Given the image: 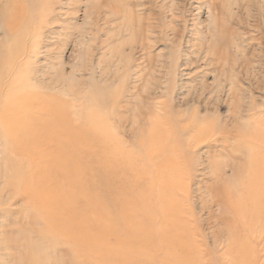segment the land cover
I'll list each match as a JSON object with an SVG mask.
<instances>
[{"label":"rangeland","instance_id":"374dc122","mask_svg":"<svg viewBox=\"0 0 264 264\" xmlns=\"http://www.w3.org/2000/svg\"><path fill=\"white\" fill-rule=\"evenodd\" d=\"M41 2L42 0L38 8L27 5L25 2L26 12L24 13L29 15L26 19L25 15L20 16L14 9L5 5L4 0H0V74L8 75L5 79L6 86L11 87L13 84V87L20 92L17 96L8 97L5 102L10 107L17 101H21L24 105L19 114L17 112L21 121L16 119L17 116H14L15 113L11 110L0 121V126L5 127L6 125L10 128L0 127V264H62L61 258H57L60 251L66 250L64 247L66 243L71 247L74 245L70 237L67 236L68 239H65L60 233L51 234L52 241L41 242L38 238V230L34 229L33 225L23 221V218L16 220L18 213L26 214V203L20 201L10 205L9 190L5 191L1 187L5 180L10 183L14 182V192L18 193L20 178L26 179L35 173L42 186L45 185L44 189L47 188L44 192L52 193V196L48 195L50 201L59 200L57 205H53L57 209L54 217H56L57 224H64L63 226L67 227L66 235L71 238L76 235L80 236L83 232L81 226L84 223L91 227L98 226L99 230L95 231L93 238L99 239L100 234L106 236L107 246L99 244L101 253L94 256L95 253L91 252L92 258L99 260L98 264H120L111 259L110 252L106 254L103 248L110 249L108 246L117 242L116 238L111 237L110 234L117 230L121 231V227H125L123 222L127 223L130 215H134L140 221L139 225L145 228L144 231L146 227L153 232L157 230L158 222L154 221L150 224L144 211L139 212L137 208L138 205L142 209L154 204L153 208L157 209L156 199L159 189L154 179L157 174L156 167L147 163V153L144 148H140V139L146 135L135 136L139 133L141 125L143 126L138 113H145L146 106H150L156 114L162 112L174 115V112L180 111L178 115L182 121L181 124L187 123L189 118H195L198 122L197 127L211 132V136L207 138H205L206 134L202 132L199 134L201 141L196 145L194 155L192 152L181 150L184 145L177 142L175 143L177 154H174V151L166 153L167 157L172 160L179 159L181 153L185 154H181L183 157L180 170L184 175V183L188 186L186 189L189 197L187 196L188 199H186V195L178 193L180 187H177L178 191L172 195L167 193L164 196L167 200L175 199L179 203L180 200L183 201L190 212L188 217L190 214L195 219L191 220L192 223L189 222L191 223L190 229H194L193 237L199 242L202 236L207 237V244L210 246L209 237L212 224L209 221V209L201 207L202 199L206 204L211 201L203 185L210 183L213 178L212 173L218 174L225 164L231 163L227 160L226 151L235 150L237 144L241 147L239 151L236 150L234 156L240 160L248 154H256L257 151L260 154L257 158L260 159L262 154L264 155V0H49V4ZM98 5L99 12L94 10ZM43 9L45 12L40 15L39 11ZM90 12L92 13L88 14ZM138 24L142 27L143 33L137 39L131 30V25L135 27ZM141 39L142 42H140ZM245 56L250 58L253 64L247 76L240 64L241 58ZM232 63H237V65ZM1 102L5 104L4 99H1ZM26 104L33 108V112L27 110ZM50 107H55L54 112L46 111L41 114V110H38V108L50 110L48 109ZM61 111L64 115H60ZM44 114L46 115L43 116ZM123 115H125L124 118ZM67 117L70 119L68 120ZM154 117L150 116V118ZM15 124L20 126H15ZM30 124L31 127H29ZM35 124L43 127L41 131L38 127L42 135L35 133L32 129L36 126ZM134 126L137 132L135 134L128 131ZM27 129H30L32 134ZM73 132L74 134H71ZM105 133L111 134L108 141L104 140L107 139ZM173 133L184 137V142L190 135L197 134L193 130L181 132V129H174ZM35 134L38 136H34ZM175 135L174 140L177 141ZM56 136L64 139H59L58 142ZM29 137H33V143ZM43 139L50 143L47 144ZM103 140L110 145H105ZM97 141H101L100 145ZM36 143L39 144L36 145ZM145 143L144 147L147 146V142ZM26 145L31 147L28 149ZM39 145L44 148L40 149L41 146L38 148ZM58 145L62 148L58 149ZM96 145L98 146L93 147ZM49 149H53L52 152ZM63 149L67 151L69 159L73 158L72 160L67 159L70 162L61 164V168L58 165L60 163L58 157H61V154L63 157L67 155L65 151L63 153ZM90 150H92L91 153ZM71 151L74 152L73 156L69 153ZM41 153L43 154L39 158ZM48 153L52 154L47 155ZM99 153L101 154L98 155ZM129 155H132L131 159ZM209 156L212 157L211 169L208 168L207 163ZM98 158H100L99 161ZM107 161L108 164L110 163L109 166L113 167L112 169H118L117 171L112 170V172H117V175H113L111 170L100 166L101 162ZM236 163L239 165L238 160ZM63 167H66L65 171ZM71 168H73L72 171ZM83 168L86 170H81ZM178 168L177 166L173 168L174 177L170 178L176 180L178 176L176 173H179ZM41 172L47 173L44 176ZM224 172L231 181L236 177L228 167L224 168ZM57 174H59L58 177ZM60 176L63 177V181ZM64 176L67 177L64 179ZM113 178L114 181L110 182L109 180ZM104 180L106 181L103 182ZM151 181L153 185L149 184ZM121 193L124 194L120 195ZM133 193L136 194L134 199L131 197ZM59 195H62V198ZM134 200L136 206L133 204ZM5 209L12 215H5ZM213 209L217 210L216 207ZM152 216L153 214L151 218ZM146 221L148 225L145 224ZM257 222L256 219L253 229L259 235L260 228ZM108 225L111 226L107 227ZM104 229H107V233ZM261 236L264 237V235ZM57 243L58 245H55ZM144 243L143 249L148 248V250L143 251L142 255L139 254L137 259H143L142 263L161 264L157 256L163 251L158 248L157 240L153 245L155 249L150 244ZM39 245L41 246L38 247ZM223 245H226V241ZM26 255L34 257L33 261L27 263L24 259Z\"/></svg>","mask_w":264,"mask_h":264},{"label":"bare ground","instance_id":"6f19581e","mask_svg":"<svg viewBox=\"0 0 264 264\" xmlns=\"http://www.w3.org/2000/svg\"><path fill=\"white\" fill-rule=\"evenodd\" d=\"M5 1V5H8L9 7H11L12 9H14L16 12H18L20 14V16L23 17V15L26 16L27 19V14L24 13L25 9V2L28 4H30V6L32 7H37L40 4V0H4ZM44 4H49V0H42L41 3ZM38 8V7H37ZM37 8L36 11H37ZM95 11L99 10V5L94 9ZM26 12V11H25ZM45 12V9H43L42 11H39L40 15ZM99 12V11H98ZM92 12L88 13L91 14ZM94 13V11H93ZM99 14V13H98ZM11 15H13L11 13ZM15 15V14H14ZM18 15V14H17ZM87 15V14H86ZM19 17V15H18ZM25 18V17H24ZM16 25V24H14ZM46 27V26H45ZM150 30V27L148 28ZM131 30L133 32V34L135 35V38L138 39V37L140 35H142L143 31H142V27L138 25H135V27L133 25H131ZM230 32V31H229ZM231 34V33H230ZM263 36V35H262ZM144 41V40H143ZM142 42V39L141 41ZM141 44V43H140ZM233 44V43H232ZM137 46V45H136ZM230 46V45H229ZM234 46V45H233ZM240 46V45H239ZM236 47V46H235ZM231 49V48H230ZM238 50V49H237ZM238 53V52H237ZM254 55V54H253ZM1 60V59H0ZM242 60V61H241ZM240 60V64L241 67L243 69V72L245 73V75L247 76V74L250 71V68H253V64L252 61L250 60V58H247L246 56L241 58ZM231 64V63H230ZM235 66L237 65V63H232ZM1 66V65H0ZM8 69V68H7ZM239 70V69H238ZM7 71V70H6ZM232 71V70H231ZM28 72V70H27ZM26 73V72H25ZM14 74V73H13ZM16 74V73H15ZM18 74V73H17ZM28 74V73H27ZM7 74H0V121L2 120V118L8 113V111H12L15 113L14 116H17V112L19 114L20 109H22L24 107L23 103H21V101H15L14 105L12 107H10L8 104H6V100L9 98H11L14 95H18L20 94V92L18 90H16V88L12 86H6V81L5 79L7 78ZM10 77V76H9ZM27 77V75H26ZM63 77V76H62ZM29 78V77H28ZM13 79V78H12ZM56 80V79H55ZM12 81V80H11ZM54 81V80H53ZM58 81V80H57ZM52 82V81H51ZM155 82V81H154ZM157 82V81H156ZM31 83V82H30ZM34 83V82H33ZM57 82H55L56 84ZM20 84V83H19ZM24 84V83H23ZM48 84V83H47ZM54 84V83H53ZM158 84V83H157ZM155 84V85H157ZM22 85V84H20ZM25 85V84H24ZM32 85V84H30ZM29 85V88H30ZM28 86V85H27ZM54 86V85H53ZM7 87V88H5ZM32 87V86H31ZM18 88V87H17ZM21 88V87H20ZM27 88V87H26ZM56 88V87H55ZM28 89V88H27ZM21 90V89H20ZM24 91V90H23ZM31 92V91H30ZM33 93V92H32ZM37 93V92H35ZM30 95V94H28ZM36 96V95H35ZM54 96V95H53ZM136 96H140V95H136ZM44 97V96H43ZM6 98V99H5ZM49 98V97H48ZM59 98V97H58ZM61 98V97H60ZM139 98V97H138ZM1 99H4V102H1ZM22 100V99H21ZM28 102V101H27ZM39 102V101H38ZM26 103V102H25ZM63 103V102H62ZM146 103V101H145ZM34 104V103H33ZM65 104V103H64ZM69 104V103H68ZM68 104H66V106H68ZM32 105V103L30 104ZM51 105V104H50ZM71 105V104H70ZM35 106V104L33 105V107ZM44 106V105H43ZM122 106V105H120ZM39 107V106H38ZM45 107V106H44ZM77 107V106H76ZM80 107V106H79ZM124 107V106H122ZM26 108L27 110H29V112H33V108L27 106L26 104ZM43 108V107H42ZM42 108H38V110H41V114H43L46 111H53L54 112V108L50 107L48 109L50 110H45ZM53 108V109H52ZM81 108V107H80ZM64 109V108H63ZM36 110V109H35ZM77 110V109H76ZM60 111V110H59ZM68 111V110H67ZM79 111V109H78ZM27 112V111H26ZM37 112V110H36ZM66 112V111H65ZM166 112V110L164 111ZM179 112H174V115H167V113H159L156 114L155 111L150 107V106H146V111L145 113L143 112H139L138 113V117L139 120L143 123V126L141 125V128L139 129V133H137L134 129L136 126L134 127H130V129L128 130L129 132L135 134V136L137 135H141V134H145L146 136H144L143 138L140 139V148H144L145 152L147 153L146 155L147 157V163H151L152 166L156 167V184L159 185V189H158V196H157V209L153 208V205L148 207H144L142 209H140V207L137 206L139 212L144 211L143 213L146 214L147 216V220H149L150 224H152L154 221L158 222V227L157 230L155 232L149 230L146 227V230L144 231V227L142 225H139L140 221H138V219H136L133 216L130 215V219L126 222H123V225L125 224V227H121L122 230L119 231L117 230L115 233L110 234V236L116 238L117 242L108 246V248H103L104 250H106V254L109 253L111 254L110 258L113 259L116 263H120V264H135L136 262H139V264H147V263H142L143 259H137L139 258V254L142 255V252L145 251L143 249V241H145V243H147V245L150 244V246L154 245V241L157 240L158 242V248L160 250L163 251V253L159 256H157V259L160 260L161 264H264V237L261 235H264V155L262 154V156L259 158H257V156H259V152L257 150H255L256 154H248V156L243 157L241 160L238 159V157H235L234 155L236 154V150L239 151V148L241 147V145L239 146V144L236 145L235 150L231 149L230 151H226V156H227V160L230 161L231 163L228 165H224L223 168L220 170V172L218 174H213L212 173V179L210 181L209 184H205L203 185L205 187V193L208 194L209 200L211 201L209 204L204 203V200L202 199V209L203 208H208L209 209V221L210 224H212V229L210 230V239H211V245L209 246L208 241H207V237L202 236L200 242L197 240L196 238L193 237V233H194V229H190L191 226V220L194 221L195 219L193 217H191L192 215L189 214L188 217V213H190L187 210V206L185 207V204L183 203V201L180 200L179 202H176L175 199H165L164 196L169 193V195H172L173 193H175V191L177 192L179 188L178 193H182V195H186V199H188V190L186 189L188 186L186 183H184L185 180H183V173L181 172V167L180 165L182 164V157L181 153L180 154V158L177 160H172L169 159L166 155L167 152L170 151H174V154L176 153V146L175 143L177 142L178 144H182L184 146H182L183 151L185 152H192L193 155L196 153L195 149H196V145L201 141V138L199 137L200 133H204L205 138L211 136V132L210 131H206L205 129H203L202 127H197L196 123L197 120L195 118H189V120L187 121V123L181 124L182 121L179 119ZM40 114V112H38ZM50 113V112H49ZM47 114V113H46ZM46 114H44L43 116H45ZM23 116H25L24 114H22ZM34 116L38 115V114H33ZM32 115V116H33ZM60 115H64L63 111H61ZM69 114H67L68 116ZM149 115V117H148ZM54 116V115H53ZM66 116V115H65ZM125 115H123L124 118ZM150 116H155L154 118H150ZM28 117V116H27ZM42 117V115H41ZM82 117V116H81ZM232 117V116H231ZM15 118V117H14ZM44 118V117H43ZM86 118V117H85ZM84 118V119H85ZM121 118V117H118ZM9 119V118H8ZM18 121L20 119V116L17 118ZM22 119V118H21ZM25 120V118H23ZM32 119V117H31ZM67 119L69 120L70 118L67 117ZM129 119V118H128ZM23 120V121H24ZM34 120V119H33ZM39 120V118H38ZM26 121V120H25ZM42 121V120H40ZM39 121V122H40ZM49 121V120H48ZM67 121V120H66ZM92 121V120H91ZM119 121V120H118ZM124 121V120H123ZM127 121V120H126ZM17 122V121H16ZM27 122V121H26ZM31 122V121H30ZM35 122V121H34ZM44 122V121H42ZM46 122V121H45ZM71 122V120H70ZM81 122V121H80ZM125 122V121H124ZM137 122V121H136ZM3 123V122H2ZM20 123V122H19ZM78 123V122H77ZM86 123V122H85ZM29 124V123H28ZM33 125V123H31ZM31 124L29 127H31ZM73 124V123H70ZM76 124V123H75ZM74 124V126H75ZM79 124V123H78ZM19 125V124H17ZM15 124V126H17ZM35 127H32L33 130H35V133L40 134L41 131V127L38 124H35ZM135 125V122H134ZM13 126V125H12ZM10 126V127H12ZM13 126V127H15ZM20 126V125H19ZM67 126V125H66ZM69 126V124H68ZM77 126V124H76ZM81 126V125H80ZM121 126V125H120ZM138 126V125H137ZM2 129L6 128V129H10L8 126L5 125V127L0 126ZM27 126V128H29ZM38 127L40 128V131L38 129ZM48 127V126H47ZM51 127V126H50ZM54 126H52L53 128ZM63 127V126H61ZM70 127V126H69ZM83 127V126H82ZM99 127V126H98ZM17 128V127H16ZM65 128V127H64ZM91 128V127H90ZM97 128V127H96ZM21 129V128H20ZM25 129V128H24ZM31 129V130H32ZM37 129V130H36ZM58 129V127H57ZM62 129V128H60ZM71 129V128H70ZM74 129V128H73ZM81 129V128H80ZM85 129V128H84ZM99 129V128H98ZM124 128H122L123 130ZM174 129H181V132L184 130L185 132L187 131H192L196 134V135H190V137L188 138V140H185L184 142V137H179L178 134L175 135V133H173ZM15 130V128H14ZM28 130V129H27ZM55 130V129H54ZM68 130V129H67ZM78 129H76L77 131ZM87 130H88V125H87ZM148 130V131H147ZM10 131V130H9ZM12 131V130H11ZM30 131V129L28 130ZM51 131V130H49ZM74 131V130H72ZM89 131V130H88ZM92 131V130H91ZM105 131V130H104ZM127 131V132H128ZM231 131V130H230ZM229 131V132H230ZM13 132V131H12ZM46 132V131H45ZM44 132V133H45ZM59 132V131H58ZM57 132V133H58ZM68 131H66L67 133ZM80 132V131H79ZM94 132V131H93ZM92 132V133H93ZM125 132V131H124ZM9 133V132H8ZM15 133V131L13 132ZM12 133V134H13ZM43 133V130H42ZM70 133V132H69ZM95 133V132H94ZM102 133V132H101ZM100 133V136H101ZM104 133V132H103ZM201 133V134H202ZM30 134L31 131H30ZM50 134V132H49ZM47 134V135H49ZM61 134V133H60ZM71 134H74L71 133ZM82 134V132H81ZM107 133H105V136L107 139H104L106 141L109 140V135L107 137L106 135ZM14 135V134H13ZM16 135V134H15ZM29 135V134H28ZM42 135V134H40ZM51 135V134H50ZM54 135V134H53ZM59 135V134H57ZM70 135V134H69ZM96 136V134H94ZM93 135V136H94ZM174 135L176 136V140H174ZM8 136V135H7ZM36 136V134L34 135ZM38 136V135H37ZM36 136V137H37ZM61 136V135H59ZM59 136L57 137L58 142L59 139L61 140L62 138H59ZM94 136V137H95ZM134 136V137H135ZM45 137H47L45 135ZM52 137V136H51ZM50 137V138H51ZM84 137V135H83ZM86 137V136H85ZM104 137V135H103ZM228 137V136H227ZM11 138V137H10ZM9 138V139H10ZM14 138V136H13ZM27 137H25L26 139ZM31 137H29L30 139ZM33 138V137H32ZM32 143H33V139ZM50 138L48 140H50ZM74 138V137H71ZM82 138V137H80ZM79 138V140H80ZM138 138V137H137ZM15 139V138H14ZM13 139V140H14ZM39 139V138H37ZM64 139V138H63ZM62 139V140H63ZM78 139V138H77ZM85 139V138H83ZM89 139V138H88ZM96 139V138H95ZM98 139V137H97ZM112 139V138H111ZM36 140V139H35ZM34 140V141H35ZM46 140V138H45ZM43 139V141H45ZM75 140V139H74ZM73 140V141H74ZM100 140V139H98ZM103 140V141H104ZM115 140L117 141V139L115 138ZM204 140V139H203ZM39 141V140H37ZM52 141V139H51ZM55 141V140H54ZM65 141V140H64ZM84 141V140H83ZM106 141H104L106 143ZM114 141V140H113ZM225 141V140H224ZM31 142V141H30ZM41 142V139H40ZM39 142V143H40ZM46 142V141H45ZM57 142V141H55ZM61 142V141H60ZM67 142V141H66ZM82 142V141H80ZM79 142V143H80ZM88 142V140H87ZM92 142V141H91ZM98 142V141H97ZM101 142V141H100ZM100 142L99 145H100ZM103 142V143H104ZM119 142V141H118ZM145 142H147V146H145ZM174 142V143H173ZM29 143V142H28ZM39 143H36V145H38ZM43 143V142H42ZM47 143V142H46ZM50 143V142H49ZM47 143V144H49ZM74 143V142H73ZM71 143V145L73 144ZM76 143V142H75ZM74 143V144H75ZM78 143V144H79ZM90 143V142H89ZM110 143V142H109ZM112 143V141H111ZM137 143V142H136ZM226 143V142H225ZM73 144V146H75ZM82 144V143H81ZM79 144V145H81ZM92 144V143H91ZM108 143H106L105 145H107ZM35 145V146H36ZM42 146L44 145L41 144ZM39 145L38 148L41 146ZM63 145V144H61ZM61 145H58V149L62 148ZM69 145V144H68ZM69 145V146H71ZM78 145V146H79ZM102 145V143H101ZM104 145V146H105ZM110 145V144H108ZM27 146V145H26ZM40 147L44 148V147ZM72 146V147H73ZM88 146V143H87ZM86 146V147H87ZM90 146V145H89ZM93 146V147H97ZM103 146V147H104ZM28 147V146H27ZM29 147H31L29 145ZM28 147V149H29ZM54 147V146H53ZM52 147V148H53ZM76 147V146H75ZM84 147V144H83ZM85 147V148H86ZM91 147V146H90ZM89 147V148H90ZM108 147V146H107ZM112 147V146H111ZM115 147V145H114ZM113 147V148H114ZM56 148V146L54 147ZM65 148V147H63ZM70 148V147H68ZM80 148V146H79ZM88 148V147H87ZM86 148V149H87ZM99 148V147H98ZM101 148V146H100ZM210 148V147H209ZM34 149V148H33ZM39 149V150H40ZM48 149V148H47ZM91 149V148H90ZM106 149V147L104 148ZM109 149V148H108ZM111 149V148H110ZM120 149V148H118ZM117 149V150H118ZM223 149L225 151V146L223 145ZM35 150V149H34ZM50 150V149H49ZM53 150V149H52ZM52 150H50L52 152ZM82 150V149H80ZM79 150V151H80ZM115 150V149H112ZM32 151V150H31ZM43 151V149H42ZM60 151V150H59ZM64 149H63V153H64ZM74 151V149L72 150ZM69 152L72 154V156L74 155L73 153ZM92 150H90L91 153ZM94 151V150H93ZM102 151V150H101ZM100 151V152H101ZM109 151V150H108ZM111 151V150H110ZM40 152V151H39ZM45 152V151H44ZM47 152V151H46ZM67 153V151H65ZM103 152V151H102ZM121 152V151H120ZM119 152V153H120ZM130 152V151H129ZM212 152V151H211ZM55 153V152H54ZM84 153V151H83ZM89 153V151H88ZM97 153V152H96ZM105 153V152H104ZM109 153V152H108ZM107 153V154H108ZM128 153V152H127ZM133 153V152H132ZM16 154V152H15ZM43 153H41V155L39 156V158L42 156ZM46 154V153H45ZM52 154V153H50ZM49 153L47 155H50ZM70 154V155H71ZM81 154V153H80ZM85 154V153H84ZM101 153H99L98 155H100ZM103 154V153H102ZM110 154V153H109ZM114 154V152H113ZM124 154V153H122ZM121 154V156H122ZM67 155H65V157L62 156L58 157L60 163H58V165L61 166V164L64 165V163L68 164L70 161L68 160H72V158L69 159V155L67 157ZM82 155V154H81ZM104 155V154H103ZM112 155V154H111ZM120 155V154H119ZM133 155V154H132ZM131 155V156H132ZM185 155V154H184ZM20 156V155H19ZM28 156V155H26ZM83 156V155H82ZM93 156V155H92ZM91 156V157H92ZM95 156H97V154H95ZM109 156V155H108ZM116 156V155H115ZM128 156V155H125ZM129 155V158L131 157ZM156 156V157H155ZM31 157V156H30ZM51 157H54V155H51ZM79 157V156H78ZM107 157V156H106ZM117 157V156H116ZM137 157V156H136ZM161 157V159L159 158ZM164 157V158H162ZM177 157V156H176ZM75 158V157H74ZM77 158V157H76ZM84 158V157H83ZM94 158V157H93ZM102 158V157H101ZM135 158V157H134ZM211 156L208 157L207 159V163H208V168L211 169L212 166V161H211ZM33 159V157H32ZM48 159V158H47ZM46 159V161H48ZM53 159V158H51ZM68 159V160H67ZM80 159V158H79ZM78 159V160H79ZM90 161V158H88ZM100 158H98L97 160L99 161ZM106 159V158H105ZM110 159V158H109ZM112 159V158H111ZM114 159V158H113ZM126 159V158H124ZM128 159V158H127ZM131 159V158H130ZM141 160V158H139ZM28 160V159H27ZM42 160V159H41ZM45 160V158H44ZM84 160V159H82ZM81 160V161H82ZM86 160V158H85ZM123 160V159H122ZM134 160V159H133ZM138 160V162L140 161ZM158 160V161H157ZM234 160V161H233ZM236 160H238L239 165H236ZM22 161V160H21ZM32 161V160H31ZM43 161V160H42ZM41 161V162H42ZM53 161V160H52ZM68 161V163H67ZM97 161V162H98ZM101 161V160H100ZM109 161V160H108ZM108 161L105 163H100V166L104 169H109L111 170L110 172L113 175H117V172H112V170H116V169H112L113 167L109 166ZM111 161V160H110ZM117 164H118V159L116 160ZM115 161V162H116ZM126 161V160H125ZM130 161V160H129ZM132 161V160H131ZM185 161V160H184ZM183 161V162H184ZM241 161V162H240ZM26 162V161H25ZM35 162V161H34ZM38 162V161H37ZM44 162V161H43ZM50 162V161H49ZM57 162V161H54ZM71 162H75V161H71ZM80 162V161H78ZM112 162V161H111ZM122 161H120L121 163ZM17 163V162H16ZM77 163V162H75ZM74 163V164H75ZM137 163V162H136ZM136 163L134 165H136ZM142 163V162H141ZM203 163V162H202ZM229 163V162H227ZM28 164V163H27ZM36 164V163H35ZM42 164V163H41ZM47 164V163H46ZM45 164V165H46ZM49 164V163H48ZM79 164V163H78ZM77 164V165H78ZM89 164V163H88ZM94 164V163H93ZM115 164V163H114ZM125 164V163H124ZM129 164V163H128ZM127 164V165H128ZM76 165V164H75ZM80 165V164H79ZM78 165V166H79ZM86 165V164H85ZM84 165V166H85ZM96 165V164H95ZM98 165V164H97ZM96 165V166H97ZM132 165V164H131ZM138 165V164H137ZM187 165V164H185ZM47 166V165H46ZM73 166V165H71ZM91 166V165H90ZM89 166V169H90ZM118 166V165H117ZM121 166V165H120ZM139 166V165H138ZM179 167L178 174L176 180L170 178V177H174V171L173 168L175 167ZM42 167V166H41ZM44 167V166H43ZM49 167V166H47ZM51 167V166H50ZM67 167V166H66ZM66 167H63L65 169H63L64 171L66 170ZM81 167V165H80ZM79 167V168H80ZM92 167V166H91ZM136 167V166H135ZM151 167V166H150ZM229 168V170L232 172V174H235V178L231 179L225 175L224 172V168ZM40 168V167H39ZM62 168V166H61ZM88 168V166L86 167V169ZM131 168V167H130ZM129 168V169H130ZM27 169V168H25ZM49 170V168H47ZM52 169V167L50 168V170ZM59 169V168H58ZM73 168H71L70 170L72 171ZM85 168L81 169L84 170ZM85 169V170H86ZM92 169V168H91ZM103 169V170H104ZM125 169V168H123ZM133 169V168H132ZM136 169V168H135ZM134 169V170H135ZM177 169V168H176ZM35 170V168L33 169ZM31 170L32 172H35ZM56 170V169H55ZM118 170V169H117ZM116 170V171H117ZM121 170V169H120ZM128 170V169H125ZM37 171V168H36ZM57 171V170H56ZM80 171V170H78ZM148 171V170H147ZM153 171V170H152ZM40 172V171H38ZM59 172V171H58ZM63 172V171H62ZM67 172V171H66ZM69 172V171H68ZM67 172V173H68ZM81 172V171H80ZM83 172V171H82ZM102 172V171H101ZM107 172V171H106ZM122 172V170H121ZM121 172L119 174H121ZM130 172V170H129ZM138 171L136 170V173ZM154 172V171H153ZM42 173V172H41ZM47 172L42 173L43 175L46 174ZM83 173L86 174V172L84 171ZM90 173V172H89ZM104 173V171H103ZM128 172L126 171V174ZM189 173V172H186ZM51 174V172H50ZM49 174V175H50ZM60 174V173H59ZM59 174H57V177L59 176ZM78 174V173H77ZM153 174V173H152ZM167 174V176H166ZM35 175H37V173H35ZM33 175L32 177L29 178H23L19 180V188H18V193L14 192V187L15 184L14 182L10 183L7 180H5V183L2 185L1 189L9 190L8 192V196H9V204L12 205L16 202H24L26 203V208H25V212L26 214L23 213V215H21V213H18L17 215V219L23 218V221L29 222V224L34 226V229L38 230V238L42 241H52L50 239V235L53 234L55 235L60 233V235H64L65 239H68V237H70V241L73 242V246H68L67 243L64 246L66 248V250L60 251V254L57 258H61V262L62 264H98L99 260L97 259H93L91 256V252L95 253L94 256L96 254H98L99 251V244L105 245V241H107L106 236H104V234H100V238H93L95 235V231H98V226H88L86 224H80L81 229H82V234L80 236H74L71 238V236L66 235V230L67 227H64V224H57L56 221V217H54V212L55 210H57L56 208L53 207V205H57V202H55L57 199H54L55 201H53V199L50 201V198L48 197V195L46 192H44L46 189H44L45 185L42 186L41 181H39V178L37 176ZM41 175V174H40ZM43 175L41 176L43 178ZM49 175L47 176V178L49 177ZM53 175V173H52ZM61 175V174H60ZM111 175V174H110ZM112 175V176H113ZM138 175V173H137ZM45 176V175H44ZM63 176V174H62ZM60 176V177H62ZM80 176V175H79ZM86 176V175H85ZM108 176V175H106ZM133 176V175H132ZM215 176V177H214ZM40 177V178H41ZM51 177V175H50ZM55 177V176H54ZM53 177V178H54ZM56 177V178H57ZM67 176H64V179ZM101 177V176H100ZM45 178V177H44ZM76 178V177H75ZM109 178V176H108ZM107 178V179H108ZM5 179V178H4ZM46 179V178H45ZM63 181V177L61 178ZM106 179V178H105ZM78 180V179H77ZM76 180V181H77ZM80 180V179H79ZM86 180V179H85ZM97 180V179H96ZM103 180V179H102ZM115 180L117 181V179L115 178ZM153 180V179H152ZM68 181L69 178H68ZM106 180H104L103 182H105ZM110 182L114 181V178L112 180H109ZM155 181H153L155 183ZM47 182V181H46ZM49 183L52 181H48ZM72 182V181H71ZM81 182V180H80ZM94 182V181H92ZM62 184V182H60ZM108 183V181H107ZM18 184V183H17ZM48 184V183H47ZM54 184V183H53ZM91 184V183H90ZM145 184V182H144ZM143 184V185H144ZM152 184V181L151 183ZM69 185V184H66ZM153 185V184H152ZM151 185V186H152ZM88 186V185H86ZM85 186V187H86ZM91 186V185H90ZM100 186V184H99ZM106 186V185H105ZM156 186V185H155ZM186 186V187H185ZM21 187V188H20ZM49 187V186H48ZM53 186H51L52 188ZM56 187V185H55ZM65 187V186H64ZM92 187V186H91ZM102 187V186H101ZM185 187V188H184ZM58 188H59V184H58ZM74 188V187H73ZM103 188V187H102ZM153 188V187H151ZM16 189V188H15ZM75 189V188H74ZM73 189V190H74ZM83 189V188H82ZM89 189V188H88ZM201 189V188H200ZM3 190V191H4ZM51 190V189H50ZM55 190V189H54ZM102 190V189H100ZM115 190V189H114ZM52 191V190H51ZM50 191V192H51ZM118 192V189L116 190ZM203 191V190H202ZM57 192V191H56ZM59 192V191H58ZM57 192V193H58ZM61 192V191H60ZM75 193V192H74ZM146 193V192H143ZM155 193V192H154ZM153 193V194H154ZM52 194V193H51ZM50 194V195H51ZM56 194V193H54ZM64 194V193H62ZM73 194V193H71ZM105 194H107V192H105ZM124 193H121L120 195H122ZM157 194V193H156ZM101 195V194H100ZM135 195L133 193V195H131V197L134 199ZM145 195V194H143ZM52 196V195H51ZM62 198V195H59ZM109 196V195H108ZM134 196V197H133ZM188 196V197H187ZM57 197V196H56ZM146 197V196H145ZM151 197V196H150ZM156 198V197H155ZM151 199V198H150ZM100 200V199H99ZM108 200V199H107ZM154 200V199H153ZM102 201V200H100ZM123 201V200H122ZM187 201V200H186ZM190 201V200H189ZM114 202V200H113ZM138 202V200H137ZM148 202V201H147ZM176 202V204H175ZM55 203V204H54ZM128 203V201H127ZM187 204V202H185ZM71 204V203H70ZM100 204V203H99ZM133 204H135V200L133 202ZM142 204V203H140ZM129 205V203H128ZM176 205V207H174ZM64 206V205H63ZM104 206V205H103ZM136 206V204H135ZM155 206V205H154ZM192 205L190 204V207ZM113 207H116L115 205H113ZM124 207V206H123ZM214 207L217 208V212L214 211ZM60 208V207H59ZM65 208V206H64ZM67 208V207H66ZM156 208V207H155ZM8 209V208H7ZM7 209H5L4 214L11 216L9 214L10 211H6ZM116 209V208H115ZM119 209V208H118ZM117 209V210H118ZM122 208L120 207V210ZM127 209V208H126ZM135 209V208H134ZM62 210V209H61ZM88 210V209H87ZM142 210V211H140ZM63 211V210H62ZM123 211V210H122ZM136 211V210H135ZM119 212V211H117ZM59 213V212H58ZM61 213V212H60ZM153 214L152 218L151 215ZM64 214V213H63ZM63 214H61L63 216ZM120 214V213H119ZM122 214V213H121ZM120 214V215H121ZM57 215V213H56ZM55 215V216H56ZM139 215V214H138ZM22 216V217H21ZM106 216V214H105ZM104 216V217H105ZM141 216V215H140ZM103 217V216H102ZM258 217V218H257ZM86 218V217H85ZM121 218V217H120ZM255 218V219H254ZM64 219V218H63ZM122 219V218H121ZM120 219V220H121ZM141 219V218H140ZM257 219V225L260 228L258 234L255 233V229H253V224L255 223ZM60 220V219H59ZM107 219L105 218V221ZM111 220V219H110ZM88 221V220H86ZM109 221V220H108ZM113 221V220H111ZM82 222V221H81ZM104 222V219H103ZM110 222V221H109ZM108 222V223H109ZM138 222V223H137ZM148 222V223H149ZM191 222V223H189ZM201 222V220H200ZM62 223V222H61ZM87 223V222H86ZM97 223V222H96ZM115 223V222H114ZM117 223V222H116ZM142 223V222H141ZM89 224V223H88ZM144 224V223H143ZM147 224V221L146 223ZM67 225V224H66ZM92 225V224H91ZM118 225V224H117ZM148 225V224H147ZM146 225V226H147ZM104 226V225H103ZM111 226V225H110ZM109 225L107 227H110ZM114 226V224L112 225ZM211 226V225H210ZM79 227V226H78ZM77 227V228H78ZM106 227V225H105ZM118 226H116L117 228ZM120 227V225H119ZM118 227V228H119ZM149 227V226H148ZM151 227V226H150ZM80 228V227H79ZM102 228V227H101ZM55 229V232H54ZM110 229V228H108ZM112 229V228H111ZM149 231H148V230ZM152 229V228H151ZM23 230V229H22ZM102 230V229H101ZM100 230V231H101ZM24 231V230H23ZM104 231L106 232L107 229ZM112 231V230H111ZM115 231V230H113ZM197 231V230H196ZM28 232V231H27ZM107 233V232H106ZM111 233V232H109ZM196 233V232H195ZM198 233V232H197ZM20 234V232H19ZM32 234V233H31ZM30 234V235H31ZM6 235V234H5ZM99 235V234H97ZM190 235H192V237H190ZM197 235V234H196ZM49 236V237H48ZM68 236V237H67ZM24 237V236H23ZM29 237V235H28ZM63 237V236H62ZM99 237V236H97ZM206 238V239H205ZM36 239V238H35ZM63 239V238H62ZM63 239V240H65ZM24 241V240H22ZM27 242V240H25ZM34 241V240H33ZM226 241V245H223V242ZM39 242V243H41ZM31 243V241H30ZM36 243V242H35ZM33 243V244H35ZM144 243V244H145ZM38 244V243H36ZM35 244V247H36ZM69 244V242H68ZM30 245V244H29ZM55 245H58L55 244ZM54 245V246H55ZM41 245H39L38 247H40ZM60 246V245H59ZM107 246V244H106ZM149 246V247H150ZM33 247V245H32ZM34 247V248H35ZM102 247V246H101ZM34 248H32L34 250ZM63 248V247H62ZM155 249V248H153ZM28 250V249H27ZM148 250V248H147ZM147 250L145 252H147ZM184 252V253H183ZM101 253V252H100ZM151 252H149L150 254ZM113 254V255H112ZM144 254V253H143ZM98 256V255H97ZM154 258L156 259V256L153 254ZM39 257V256H38ZM124 257V258H123ZM148 257V256H147ZM100 258V257H99ZM149 258H151V256H149ZM25 261L27 263H30L31 261H33L34 257H31L30 255H26L24 257ZM49 259V258H48ZM53 259V258H51ZM50 259V260H51ZM148 259V258H147ZM52 261V260H51ZM56 262H58L56 260ZM55 262V263H56ZM147 262V261H146ZM49 263V262H48ZM51 263V262H50ZM60 263V262H59ZM57 264V263H56Z\"/></svg>","mask_w":264,"mask_h":264}]
</instances>
